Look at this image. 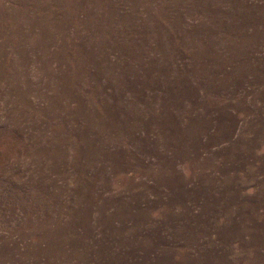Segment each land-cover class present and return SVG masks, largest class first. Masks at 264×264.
<instances>
[{
    "label": "rangeland",
    "instance_id": "374dc122",
    "mask_svg": "<svg viewBox=\"0 0 264 264\" xmlns=\"http://www.w3.org/2000/svg\"><path fill=\"white\" fill-rule=\"evenodd\" d=\"M0 264H264V0H0Z\"/></svg>",
    "mask_w": 264,
    "mask_h": 264
}]
</instances>
